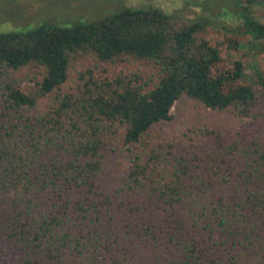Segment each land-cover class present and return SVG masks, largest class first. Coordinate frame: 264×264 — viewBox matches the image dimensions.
<instances>
[{
	"label": "trees",
	"instance_id": "16d2710c",
	"mask_svg": "<svg viewBox=\"0 0 264 264\" xmlns=\"http://www.w3.org/2000/svg\"><path fill=\"white\" fill-rule=\"evenodd\" d=\"M184 1L0 34V264H264V0Z\"/></svg>",
	"mask_w": 264,
	"mask_h": 264
},
{
	"label": "rangeland",
	"instance_id": "374dc122",
	"mask_svg": "<svg viewBox=\"0 0 264 264\" xmlns=\"http://www.w3.org/2000/svg\"><path fill=\"white\" fill-rule=\"evenodd\" d=\"M184 0H0V34L24 33L35 29L46 23H53L62 27H70L78 23H89L100 20L109 11H115L121 7H154L172 15L179 25L188 24L202 14L198 9H188L184 6ZM107 14V15H108ZM210 45L216 46L221 52L223 66H231L235 59H241L247 63V56L239 51H228L223 43L224 38L229 35L223 34L217 27L207 26L200 34ZM259 64L264 69V56L258 58ZM80 64L79 60L72 59L70 78L75 75L74 70ZM5 76L0 72V84L4 82ZM24 88L27 84L24 71L11 73V78ZM174 121H178L175 111H172ZM183 115L190 114L189 107L182 112Z\"/></svg>",
	"mask_w": 264,
	"mask_h": 264
}]
</instances>
